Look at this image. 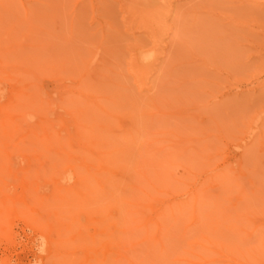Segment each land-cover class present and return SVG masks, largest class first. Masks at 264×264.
I'll return each instance as SVG.
<instances>
[{"label": "rangeland", "instance_id": "obj_1", "mask_svg": "<svg viewBox=\"0 0 264 264\" xmlns=\"http://www.w3.org/2000/svg\"><path fill=\"white\" fill-rule=\"evenodd\" d=\"M0 141L5 163L24 171L64 170L82 152L94 161L84 147L102 141L117 164L89 204L116 207L111 231L96 234L95 214L82 216L60 263L45 230L1 216L0 264H87L110 241L131 247L135 264H264V0H0ZM193 189L195 209L180 207ZM138 199L166 257L135 245L158 227L135 220Z\"/></svg>", "mask_w": 264, "mask_h": 264}, {"label": "bare ground", "instance_id": "obj_2", "mask_svg": "<svg viewBox=\"0 0 264 264\" xmlns=\"http://www.w3.org/2000/svg\"><path fill=\"white\" fill-rule=\"evenodd\" d=\"M75 87H77V85ZM71 88L73 89V87H71ZM79 90L83 91V93L81 92V97H82V95L86 92H84L82 87L79 88ZM76 91L77 90H73V92H76ZM73 94H76V93H73ZM86 94H88V93H86ZM83 97H84V95H83ZM86 97L88 98L87 95L85 96V98ZM92 98H93V96L88 98L89 101H92ZM61 101H62V99H61ZM89 101H88V103H90ZM61 103H63V102H61ZM68 105H69V103H68ZM73 105L74 104H72V107H73ZM93 120H95V119H93ZM95 122H97V121L95 120ZM127 123H129V122H127ZM46 124H44V125H46ZM99 127H101V126H99ZM65 130H66V128H65ZM69 131L71 133V130H69ZM69 131L66 130L67 133ZM66 132H65V134H66ZM73 134H75V132ZM71 135H72V133H71ZM47 136H48V133H47ZM47 136H44L42 138L43 139L42 141H43V144H45L44 140H47L46 143L49 141L48 144L50 147H52L50 144L53 145V143L56 141H57V146H58L59 141L62 142L60 138H58V139H60L59 141H58V139H56V137H55L56 140H54V139L51 140L52 135L49 136L50 138ZM71 137H72V139L66 136L67 140L70 139L69 141L73 140V136H71ZM93 137H95V136H93ZM96 138H98V137H96ZM79 139L81 140V137ZM86 139H88V138H86ZM50 140H51V142L52 141H54V142L50 143ZM84 140L85 139H83V141ZM69 141L65 140V142L63 141V143H61V144H64L66 146V144H67L66 142L70 143ZM88 141L91 142L92 139L91 140L88 139ZM5 142H6V144H5ZM97 142H98V140H97ZM1 143L2 144L4 143L3 145H5V146L7 145V147L11 145V144H9V141H4V140ZM78 143H80V141ZM102 143H104V144H102V145L100 144L99 146H97L98 143L95 145H94V143L93 144L88 143L87 146H89L90 148L89 147L87 148V146L84 147V144L86 145V142L82 145L87 151L90 152V157L95 158V159H93L94 161H91V162L87 161V154L86 153L82 154L83 152L78 154V155L83 156L82 159L81 158L75 159L74 157L72 158V155L68 154L67 155L68 158L66 157V155H65V158H67V159L72 158L73 160L72 159L71 160L75 161V164L72 163L70 160L63 161L64 160L63 159L62 160L63 165L70 163L68 165L69 167H67V169H65L66 168L65 167L63 170V169H55V168H57L56 167L57 164H55V163H53V165L46 163L50 166L49 168H51L52 170L49 169L45 173H44L43 169L37 168V169H39V170H37V169H35L36 167L32 168L30 166L32 169H35V170L26 169L24 171L22 169L15 168L13 166L15 164L7 165L10 163V162H8L9 157H6V156L2 157V155H4V154H2V152L0 151V156L2 157V160H0V161H2V162H0L1 163L0 164V234H6L7 233L6 227L3 224V220L1 219V216H4V217H10L12 215L22 216L21 218H23V217L25 218V219L23 218L22 220H27L31 224V226L37 227V229L41 228L42 230L46 231V233L49 237L48 239H49L50 244L56 245V251L52 250L53 256L51 255L50 257H55V259L61 263L64 260V258H63V256H64L63 252L64 251L62 249L63 245L64 246L66 245L65 242L68 240L70 234L79 235L80 229L78 228L77 224L80 222V219L82 216H88V215L95 214L96 217L94 219V223H96V225H98V228H97L98 231H96V234L103 236L107 233L108 230L111 231L114 228L115 224L113 222L106 224V221L108 220L109 217L113 216V214H114L113 210L116 211V207L114 206L111 211L108 210V212L106 214L105 211H102V210L97 211L93 207H91V205H89V204H91L90 202H92L90 200V197H91V194H93L92 192H94L93 190H96V192H99V191H97L96 186L97 185L99 186L98 187L99 190L102 189L101 187H105V184L102 183V181H103V179H102L103 176H101L102 173H105L106 175L109 176L108 172H110V173H112V175H110L112 177H113V175H115L112 172V170H113L112 168L117 164L114 162L113 158H111L110 153H108L105 149L99 150L98 147H101V146L103 147V145L106 144L105 141H102ZM80 144H82V143H80ZM89 144H91V145H89ZM15 145H17V144H15ZM43 146H45V145H43ZM91 146H93V147H91ZM66 148L67 147H65V149ZM76 148H78V147L76 146ZM76 148H74L72 145V148H70V149H75L74 151H75V153H77L76 151L78 149H76ZM61 149H63V148H61ZM67 149H68V151L70 150L69 148H67ZM42 150L45 151L46 148L44 147V149H43V147H42ZM51 150H53V149H51ZM53 151L58 152L59 150H53ZM60 151H62V150H60ZM9 153H11V152H9ZM31 153H29V154L27 153V154L29 156H31L30 155ZM46 153H47V151H46ZM58 153L60 154L61 152H58ZM21 155H22V153H21ZM23 155H24V153H23ZM7 156H8V154H7ZM34 156L35 155H33L32 158H35ZM36 157H37V155H36ZM40 157H43L42 159L45 158L43 154ZM38 158H36V160ZM4 159H5L7 164L5 163ZM42 159H41V161H42ZM39 160H37V161H39ZM44 161H45V159H44ZM65 162H68V163H65ZM121 162L122 161H120V164H122ZM25 163H26V161H25ZM236 163L238 164V162H236ZM121 166L123 167V165H121ZM42 167H43V165H42ZM82 169L84 171H81ZM122 169L123 168H121V170ZM223 169H224V167L220 171L223 174H226L225 170H223ZM231 169L234 170V168H231ZM48 172H50L49 174H52V177H49L50 175H48ZM66 174L70 175V177L73 178L72 183H71V180H68V178L66 176H64ZM145 174L146 173H144V176H146L147 179H145L143 175L142 176L146 180V182L148 183V181H150V180H148L149 178ZM33 176H35V178ZM110 176L109 177L106 176L104 178L106 180L108 178L112 179V177H110ZM115 176H117V175H115ZM47 177L49 179H47ZM55 177H57V178H55ZM88 178L89 179L92 178V179H91V182H89L87 184V181L89 180ZM92 181L95 182L94 186H92V184H90V183H92ZM45 182H50V185H52V188L50 189L49 194L47 193L46 195H41L42 193H44V192L40 191V188L42 187L41 184L45 183ZM90 186L93 188L92 190L90 189ZM155 186H156V184H155ZM135 188H137V187H135ZM103 189H105V188H103ZM201 189H203V188H201ZM102 190H100V191H102ZM196 190H198V189L192 190L191 193L193 195L190 193L191 194L190 197L191 196L193 197V199L191 198L192 200L189 199V202H187L188 199L186 201H185V199H181V200H179L180 202H178V205H180V207H181V205L193 206V208L195 209V206L197 205L198 200H201L199 198L200 193L198 194L199 191H196ZM221 195H222V193H221ZM206 196L209 197V200H210V198H212L211 196H209V194L208 195L206 194ZM206 196L203 197V199H202L203 202H205L204 199L207 200ZM215 196L217 197V195H215ZM215 196L213 198L214 200L216 199ZM218 197H219V195H218ZM190 200H191V202H190ZM215 201H213V202H215V204L221 205V203H220L221 200L219 202H217V200H215ZM115 202H117V204H118L121 202V199L118 198L115 200ZM176 203H177V201H176ZM176 203H175V206H176V209L178 211L179 208L177 207ZM131 204H133L136 207L135 208V214H137L138 217L135 218V220H137V222H141V226L145 227L146 231L151 224H156L158 226L155 234L150 235V233H146V235L143 236V238L140 239L137 242V244H135V245H140V244L146 243V242L152 243L150 245L152 247H150V248H153V246L158 245L159 251H160V253H159L160 256L166 257L165 255H168L167 254L168 250H167L166 245L164 244L165 242L163 241V238H162V235L160 232L161 225L159 226V221L157 220V218L155 216L153 217V216L146 215L145 209H146L147 205H143L139 199L136 202H131ZM171 205L172 204H170V207H171L170 210H172ZM163 211L160 213L163 214L164 213ZM180 213L181 212L178 211V215H174L173 217L175 218V216H176V218H181L180 215L185 214V213H181V214ZM222 213L224 214V212H222ZM161 214H159V215H161ZM59 218L63 219L64 221H61L60 224L58 225V227L54 228L52 226L53 222H55V220H57ZM7 230H9V229H7ZM239 231H241V230L239 229ZM6 235H3V237L4 238L7 237ZM52 237H55V239H53ZM245 240H247V239H245ZM262 241H264V240L261 239L260 244H262ZM110 243H111V241L107 242L105 245L103 244L100 247V249L97 250L95 255L86 254V258H85L86 263L87 264H98V263L104 264L109 259H122L124 261H128V263H130V264H135L129 255V251H130L131 247H129V246L124 247L125 251L121 252L119 250L117 251L113 246L111 247ZM135 245H133V246H135ZM70 264H71V262H70Z\"/></svg>", "mask_w": 264, "mask_h": 264}]
</instances>
